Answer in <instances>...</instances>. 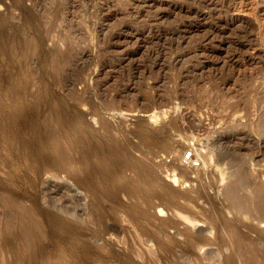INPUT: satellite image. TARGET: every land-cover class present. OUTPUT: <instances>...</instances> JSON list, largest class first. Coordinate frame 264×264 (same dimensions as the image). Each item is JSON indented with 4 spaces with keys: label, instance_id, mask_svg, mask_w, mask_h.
Listing matches in <instances>:
<instances>
[{
    "label": "rangeland",
    "instance_id": "obj_1",
    "mask_svg": "<svg viewBox=\"0 0 264 264\" xmlns=\"http://www.w3.org/2000/svg\"><path fill=\"white\" fill-rule=\"evenodd\" d=\"M99 120L151 160L148 182L119 154L76 165L61 138L75 123L102 135ZM240 147L253 196L264 0H0V264H264L258 200L213 211ZM119 164L121 188L104 171Z\"/></svg>",
    "mask_w": 264,
    "mask_h": 264
},
{
    "label": "bare ground",
    "instance_id": "obj_2",
    "mask_svg": "<svg viewBox=\"0 0 264 264\" xmlns=\"http://www.w3.org/2000/svg\"><path fill=\"white\" fill-rule=\"evenodd\" d=\"M60 105H57L56 106V109L57 110H60ZM55 116H50V118H48L47 120V124H49L50 123V120H53V118H54ZM99 121H101L99 124H100V130H98V132L99 133H102V135H99V134H94V135H92L91 133V131L93 130H90V132L91 133H89L88 132V129L87 130H85L84 129V126L86 125V123H84V126H83V124H81L80 122V124L81 125H78V124H76L75 123V125H74V128H73V132L72 133H70V137H68V138H65V137H62L61 138V142L63 143V145L64 144H68V147H72L73 148V151H74V154H75V161H76V165L77 164H81L83 161H85V160H90V157H92L93 155H95V154H97L98 156H99V154H101V152L102 151H106V153L108 154L109 153V156H111V158H114V157H112V155H114L115 154V156L116 155H122V158L124 157V156H126V162H124L123 164L124 165H122V166H124V167H127V169H130L131 171H133L134 172V176H138V177H140V176H143L144 177V179L148 182L151 178H150V176L149 175H146V171H147V169H148V167L150 166V164H151V160H142V158L140 159H138V158H135L134 156H133V151H135L134 150V148H136L135 146L133 147V146H131L132 147V149H129V148H126V149H124L119 143H120V140L119 139H116V138H109V134H110V130L112 129V127H110L111 125L110 124H108L107 122H106V120L104 121V120H99ZM82 122V121H81ZM84 122H86V121H84ZM98 122V121H97ZM89 125V124H88ZM47 127H48V125H47ZM86 127V126H85ZM89 127V126H88ZM87 127V128H88ZM60 129H55V130H53V132L54 133H60ZM95 132H97V131H95ZM95 132H93V133H95ZM62 133V132H61ZM167 134V133H166ZM224 137H226V136H224ZM227 137H230L229 135L227 136ZM109 138V139H108ZM163 138H165V137H163ZM64 139V140H63ZM123 140H125V142L127 143V144H130V141H128L127 139H124V138H122ZM151 139V140H150ZM159 139H162V138H159ZM225 139V138H224ZM227 139H230V138H227ZM149 140H150V142H154L155 140H158V138H156V136H155V138H153V137H151V138H149ZM163 140V139H162ZM119 142V143H118ZM169 142V141H168ZM168 142H166L167 144H166V146H167V148L168 147H170L169 146V144H168ZM174 142V141H173ZM171 145V144H170ZM172 147V146H171ZM174 147V146H173ZM63 147L62 146H59V149H62ZM166 148V149H167ZM237 148V147H236ZM235 148V149H236ZM232 149H234V147L232 148ZM231 149V150H232ZM177 150V149H176ZM227 149H225V150H223L222 151V154H221V160H226L227 159V157L229 156V154H232L233 152H235L236 151V154H237V156H235L234 157V159L233 160H227L228 161V167H229V170L230 171H234L235 169H239V176L237 175V177L236 178H234V179H230L231 181H229V183L226 185V186H223L224 188L222 189L223 190V195H224V198L225 199H228V205H225V206H222V207H220V209H218L219 208V205L218 206H215L214 207V212L217 210L220 214H222L223 215V213H225V210L227 209V210H229L230 208H232V209H234V210H236L235 211V213L237 212V214L239 213V216H240V214H242V213H244V212H246V210L248 209H250V202L254 199V198H256L257 200H258V206H259V208L261 209V215H260V217H259V221H264V186H262V185H260V184H258V187H257V190H256V193H254V195L253 196H247V195H243L242 193H241V191L246 187H248L251 183H252V180L250 179V177H249V175H248V171H247V169H246V167L244 166V155H243V153L241 152V147L240 148H238V150H235V151H232V153L230 152V151H226ZM136 151H137V149H136ZM139 151V150H138ZM105 152H104V154H106ZM177 153H178V151H177ZM104 154H102V155H104ZM235 154V155H236ZM96 155V156H97ZM145 155V154H144ZM109 156H107V157H109ZM148 156V155H147ZM178 156V155H177ZM103 157H105V155L103 156ZM106 157V158H107ZM118 157H121V156H118ZM102 158V157H101ZM106 158H104L103 160H105ZM110 158V157H109ZM109 158H108V160H109ZM125 158V157H124ZM107 160V159H106ZM107 160V161H108ZM125 160V159H124ZM123 160V161H124ZM154 160V159H153ZM122 161V162H123ZM104 162V161H103ZM113 162V161H112ZM105 163H106V161H105ZM104 163V164H105ZM107 163H109V162H107ZM106 163V164H107ZM120 163V162H119ZM100 164V163H99ZM102 164V163H101ZM112 164H114V163H112ZM121 164V163H120ZM120 164L119 165H116V166H113V167H110V168H107V170L105 169L104 171H106V172H108L107 174L108 175H110L111 176V181H113L114 180V183H118L119 185H120V187L119 188H121V187H123V185L125 184H122L121 182H122V179H121V174H120V169L122 168V166L120 167ZM93 165L91 164V165H89L88 164V167L86 168V171L87 172H90L92 169H93V167H92ZM107 166V165H106ZM109 166V165H108ZM112 166V165H111ZM102 169H103V167H102ZM124 169V168H123ZM100 172V171H99ZM122 172V171H121ZM232 172H231V175H232ZM148 174V173H147ZM106 175V174H105ZM107 175V176H108ZM213 176V175H212ZM143 177H142V179H143ZM231 177H233V175L231 176ZM139 179V178H138ZM140 179H141V177H140ZM212 179H214L213 177H212ZM78 181V183L80 184V185H85V180L83 179V178H80L79 177V179L77 180ZM144 181V180H143ZM207 181V180H206ZM87 183V185H90V183L87 181L86 182ZM214 184V180H211L210 182H209V185H213ZM79 185V186H80ZM118 185V186H119ZM125 186V185H124ZM202 186H205V185H202ZM207 186V185H206ZM81 187V186H80ZM137 189H139V187L137 188ZM245 190V189H244ZM197 191V190H196ZM136 192H137V190H136ZM205 187L204 188H201V189H199L198 191H197V193L198 194H205ZM196 193V194H197ZM206 195H208V194H206ZM209 196V195H208ZM207 196V199L208 200H213L214 199V197L213 196H211V197H213V198H211V197H208ZM207 200V201H208ZM219 200V199H218ZM221 201V200H220ZM226 201V200H225ZM217 202V201H216ZM212 203H214V200H213V202ZM218 204V203H217ZM214 205V204H213ZM222 205V204H221ZM220 205V206H221ZM216 207H218V208H216ZM213 208V207H212ZM231 209V210H232ZM226 210V211H227ZM79 211V210H78ZM212 211V212H213ZM79 212H81V211H79ZM218 213V214H219ZM226 214V213H225ZM94 216V215H93ZM237 216V215H236ZM90 220H93V218H90ZM232 220H228V222H224L223 223V221H222V225L221 224H219V225H221L220 227L222 228V227H224V226H226V227H230L231 228V226H230V224L232 223L233 224V221L235 222V220H233L232 222H231ZM226 223H228V224H226ZM236 224V223H235ZM217 226V225H216ZM63 228H64V230L67 232V233H70V234H72V233H74L75 232V230H76V226L75 225H70V224H67V225H64V226H62ZM218 227V226H217ZM245 227H250V228H254L255 226L253 225V224H248L247 226H245ZM220 228H218L217 229V231H222V230H226V228L224 227V229L222 228V229H220ZM228 229V228H227ZM229 230V229H228ZM239 233H236V234H239V235H241L242 233H243V231H242V228H240V230L238 231ZM235 237H237V235H235ZM239 237V236H238ZM241 237V236H240ZM227 239V238H226ZM231 239V238H230ZM233 240H235V239H233ZM237 241V240H236Z\"/></svg>",
    "mask_w": 264,
    "mask_h": 264
},
{
    "label": "built area",
    "instance_id": "obj_3",
    "mask_svg": "<svg viewBox=\"0 0 264 264\" xmlns=\"http://www.w3.org/2000/svg\"><path fill=\"white\" fill-rule=\"evenodd\" d=\"M183 159H184L185 161H188V160L195 161V164H196L195 155L193 154L192 150H190V151H188L187 153H185Z\"/></svg>",
    "mask_w": 264,
    "mask_h": 264
}]
</instances>
